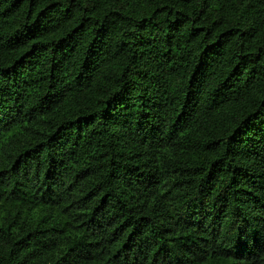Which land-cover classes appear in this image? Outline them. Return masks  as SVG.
Instances as JSON below:
<instances>
[{"label":"trees","instance_id":"obj_1","mask_svg":"<svg viewBox=\"0 0 264 264\" xmlns=\"http://www.w3.org/2000/svg\"><path fill=\"white\" fill-rule=\"evenodd\" d=\"M0 264H264V0H0Z\"/></svg>","mask_w":264,"mask_h":264}]
</instances>
